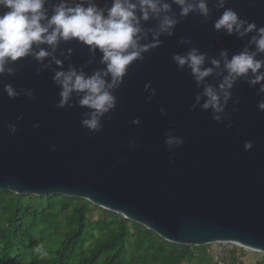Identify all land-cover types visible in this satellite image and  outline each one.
Returning a JSON list of instances; mask_svg holds the SVG:
<instances>
[{
	"label": "water",
	"instance_id": "obj_1",
	"mask_svg": "<svg viewBox=\"0 0 264 264\" xmlns=\"http://www.w3.org/2000/svg\"><path fill=\"white\" fill-rule=\"evenodd\" d=\"M165 2L171 5L166 15L178 20L173 34H162L159 46L135 60L122 83L110 90L116 106L100 118L99 131L82 124L92 111L79 103L83 93L73 92L69 103L58 107L62 88L54 80L56 72L72 68L88 77L106 71L99 49L92 51L78 39L60 40L55 48L33 46L34 52L51 53L43 61L29 54L7 62L0 74V192L84 199L172 244H234L264 256V111L258 109L264 93L257 94L260 85L248 82L249 73L230 89L220 122L211 108H203L205 86L219 92L228 75L221 52L230 60L245 49L256 51L257 30L229 35L217 31L215 22L232 9L262 28L264 0H224L223 7L220 0H207V17L198 11L181 16L179 5ZM61 3L89 6L86 0H45L49 19ZM90 3L107 15L113 0ZM137 16L147 33L140 43H154L160 19L144 21L139 10ZM192 49L206 56L203 68H213L199 85L191 68L173 59ZM256 58L264 60V53ZM105 79L111 82V75ZM6 85L18 93L14 99ZM137 119L139 124L133 123ZM9 124L15 125L14 134ZM169 135L184 143L169 146ZM246 141L252 142L251 150H245Z\"/></svg>",
	"mask_w": 264,
	"mask_h": 264
},
{
	"label": "clouds",
	"instance_id": "obj_2",
	"mask_svg": "<svg viewBox=\"0 0 264 264\" xmlns=\"http://www.w3.org/2000/svg\"><path fill=\"white\" fill-rule=\"evenodd\" d=\"M84 7L83 3L75 7H69L61 3L54 9V14L49 19L44 11L45 0H0V74L5 72V65L9 60L17 61L21 58L34 55L37 60L43 61L51 53L41 48L33 51L34 45L47 44L56 47L60 40L68 41L78 39L91 47L92 51L99 49L103 53L102 62L106 64V71L96 72L88 77L75 68L69 71H58L54 76L56 83L62 88L61 100L58 107H64L71 99L73 92L83 93L79 103L92 109L88 119L82 121L84 127L90 131L101 130L100 118L116 106V98L111 93L122 83L129 66L137 59H142V54L161 43L159 37L162 34L171 36L178 20L166 15L171 11V5L165 0H113V5L107 10L98 8L90 3ZM180 6L181 16H188L191 12L198 11L202 16L209 15L207 0H173ZM224 6V0H220V7ZM137 10L142 13L144 21L154 16L160 19L159 30L153 32L154 43L143 45L141 39L147 38V33L140 27L141 17L137 16ZM163 18L161 19V14ZM47 20L44 24L42 21ZM247 25V27H245ZM217 31L226 30L229 35L234 33L241 37L258 31V36L253 37L252 43L256 46L255 52L248 49L232 56L229 60L227 52H221L224 58V67L228 75L219 85V92L211 85H206L203 95L207 97L203 104L204 109L211 108L215 115L213 119L221 121L220 113L225 111V106L231 98V91L237 79L251 73L249 83L254 87L260 85L259 93H264V60L257 59L259 53H264V27L257 29L255 23L242 20L232 9H226L214 25ZM152 31V30H149ZM183 42V41H182ZM179 67L187 65L191 68L197 84H202L205 78L213 73V68H203L206 56L192 49L186 56L173 57ZM62 65V61L55 60ZM216 67L220 66L219 60H212ZM11 73V69H8ZM111 75V82L105 77ZM146 90L151 85L145 86ZM5 91L10 98H15L18 93L11 85L5 86ZM153 94H155L153 92ZM201 97L197 96V103ZM258 109L264 111V100L258 103ZM163 112L164 110L161 109ZM139 120L133 123L139 124ZM231 126V125H229ZM10 131L16 132L15 125H8ZM39 127V125H36ZM166 143L169 146H179L184 143L183 138L169 135ZM245 150H251V141L245 142Z\"/></svg>",
	"mask_w": 264,
	"mask_h": 264
},
{
	"label": "trees",
	"instance_id": "obj_3",
	"mask_svg": "<svg viewBox=\"0 0 264 264\" xmlns=\"http://www.w3.org/2000/svg\"><path fill=\"white\" fill-rule=\"evenodd\" d=\"M238 250L252 252L237 245L228 252ZM196 257V247L169 243L84 199L0 192V264H190Z\"/></svg>",
	"mask_w": 264,
	"mask_h": 264
},
{
	"label": "rangeland",
	"instance_id": "obj_4",
	"mask_svg": "<svg viewBox=\"0 0 264 264\" xmlns=\"http://www.w3.org/2000/svg\"><path fill=\"white\" fill-rule=\"evenodd\" d=\"M90 217L93 220L97 221L100 218L98 210L92 213ZM216 247H218V245L216 244L196 247V260L190 264H217L214 257V249ZM225 249V259L223 260L224 264H264V256L261 254L253 252H242L239 250L231 252L230 254L228 250L232 249L231 245H227Z\"/></svg>",
	"mask_w": 264,
	"mask_h": 264
},
{
	"label": "built area",
	"instance_id": "obj_5",
	"mask_svg": "<svg viewBox=\"0 0 264 264\" xmlns=\"http://www.w3.org/2000/svg\"><path fill=\"white\" fill-rule=\"evenodd\" d=\"M218 247L214 249V257L217 264H224L223 260L225 259L227 245L233 246L234 244H216Z\"/></svg>",
	"mask_w": 264,
	"mask_h": 264
}]
</instances>
